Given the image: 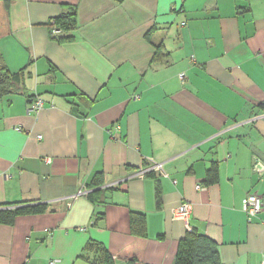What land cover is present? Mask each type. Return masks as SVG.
I'll return each instance as SVG.
<instances>
[{
  "label": "crops",
  "instance_id": "1",
  "mask_svg": "<svg viewBox=\"0 0 264 264\" xmlns=\"http://www.w3.org/2000/svg\"><path fill=\"white\" fill-rule=\"evenodd\" d=\"M71 5L73 38L54 39ZM9 14L0 64L27 76L0 99V210L46 211L0 222V264H94L91 241L126 264L133 211L148 264H174L192 228L223 264H263L264 209L249 220L243 200L264 202V0H14ZM150 158L176 182L135 177Z\"/></svg>",
  "mask_w": 264,
  "mask_h": 264
},
{
  "label": "trees",
  "instance_id": "2",
  "mask_svg": "<svg viewBox=\"0 0 264 264\" xmlns=\"http://www.w3.org/2000/svg\"><path fill=\"white\" fill-rule=\"evenodd\" d=\"M12 1L14 0H0V37L10 32L9 5ZM51 27V34L54 39H72L73 36L70 32L77 27L76 6H68V11L66 13L61 14L51 21ZM55 28L60 29V32L55 33ZM26 69L27 67H24L17 72H12L6 65L0 64V99L20 92L19 84L23 82L27 76ZM36 97L40 98L38 96ZM81 97L82 98L77 103V106H79L77 108H80L83 102L88 105L90 104V101L86 97ZM34 99L36 98L31 96L30 102ZM218 177V165L214 163L208 169L206 182H215ZM157 178L159 177L157 176ZM93 184L96 187L103 185L98 182ZM45 211L46 205L1 209L0 222L12 224L18 214H34L43 213ZM131 228L132 234L135 237L134 241L129 246L125 247L121 254L127 258L126 264H148L144 261V254L149 237L146 215L139 211H133L131 214ZM85 249L88 253L92 254L94 264H117L115 257L99 242L91 241ZM87 257L89 258V254ZM174 264H223V262L217 244L195 228H192L188 230L186 236L180 240Z\"/></svg>",
  "mask_w": 264,
  "mask_h": 264
},
{
  "label": "built area",
  "instance_id": "3",
  "mask_svg": "<svg viewBox=\"0 0 264 264\" xmlns=\"http://www.w3.org/2000/svg\"><path fill=\"white\" fill-rule=\"evenodd\" d=\"M54 32L58 33L60 32V29L55 28ZM180 77L184 78L185 72H182L180 74ZM43 105H44L43 99L36 98L30 102L29 111L38 112L41 108H43ZM46 162L50 163L51 158H47ZM153 173L156 174L158 177L172 179L169 172L164 167V162L156 161L154 160V158L148 159V163L140 167V169L136 172L135 177L139 176V177L144 178ZM172 180L176 182V180L174 179ZM197 188L205 189V186L202 185L201 183H198ZM88 192L89 190L87 188H81L71 198L75 199L79 195H82ZM192 208L193 206L191 202L187 200H183L178 206L173 208L172 213H173L174 218L187 221V219L189 218L191 214ZM243 208L248 216V219L253 220L264 209L263 196H260L255 193L248 194L243 200ZM60 261H61L60 259L55 258V259L50 260L49 264H57ZM24 264H29V259H26ZM263 264H264V261H263Z\"/></svg>",
  "mask_w": 264,
  "mask_h": 264
},
{
  "label": "water",
  "instance_id": "4",
  "mask_svg": "<svg viewBox=\"0 0 264 264\" xmlns=\"http://www.w3.org/2000/svg\"><path fill=\"white\" fill-rule=\"evenodd\" d=\"M256 168L259 169V170H262V169H264V166H263V164L260 162V163H258V164L256 165Z\"/></svg>",
  "mask_w": 264,
  "mask_h": 264
}]
</instances>
